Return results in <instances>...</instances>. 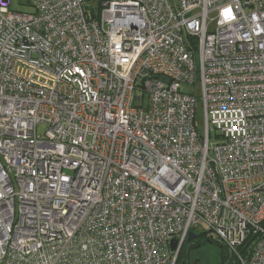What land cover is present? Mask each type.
Segmentation results:
<instances>
[{
  "label": "built area",
  "instance_id": "2783aa9c",
  "mask_svg": "<svg viewBox=\"0 0 264 264\" xmlns=\"http://www.w3.org/2000/svg\"><path fill=\"white\" fill-rule=\"evenodd\" d=\"M25 3L0 0V264H176L197 227L264 264V0Z\"/></svg>",
  "mask_w": 264,
  "mask_h": 264
},
{
  "label": "rangeland",
  "instance_id": "374dc122",
  "mask_svg": "<svg viewBox=\"0 0 264 264\" xmlns=\"http://www.w3.org/2000/svg\"><path fill=\"white\" fill-rule=\"evenodd\" d=\"M27 0H11V8L14 11L18 12H33L34 8L26 4ZM92 5L94 7H98L97 1H91ZM182 89L185 92H192L196 91L197 94L201 93L199 84L191 85V84H183ZM198 124L201 128H203V125L205 124L204 120V110L202 108V103L199 102L198 104ZM45 125L41 126L39 131L40 133H44L45 131ZM215 132L212 133V142H214ZM207 229L205 227H197L195 228L194 233L197 236H200L202 233H206ZM215 239H217L216 235H213ZM190 243L193 245H198V240L195 238L192 242L186 241L185 247H184V253L185 255H190L193 259H200L201 262L207 263H215L220 260V248L213 243H202L199 248H191ZM227 253L230 254L227 250ZM230 262V261H229Z\"/></svg>",
  "mask_w": 264,
  "mask_h": 264
},
{
  "label": "trees",
  "instance_id": "16d2710c",
  "mask_svg": "<svg viewBox=\"0 0 264 264\" xmlns=\"http://www.w3.org/2000/svg\"><path fill=\"white\" fill-rule=\"evenodd\" d=\"M196 239L198 240V245H193L192 243H190L191 248H199V246L202 243L216 244L220 248V260L215 263H211V262L204 263V262H201L200 259H196V258L193 259L189 254L185 255L184 253V247L186 244L185 242L179 253L176 264H232L235 261V256L232 254V251L218 238L215 239L213 237V234L209 232L202 233L200 236H197ZM256 240H257V236L255 234H251L247 238L246 242L240 248V250L242 251L244 255L250 254V252L252 251L255 245ZM227 250L230 254L227 253Z\"/></svg>",
  "mask_w": 264,
  "mask_h": 264
},
{
  "label": "water",
  "instance_id": "95a60500",
  "mask_svg": "<svg viewBox=\"0 0 264 264\" xmlns=\"http://www.w3.org/2000/svg\"><path fill=\"white\" fill-rule=\"evenodd\" d=\"M196 237H197V235H196L193 231H191L190 234H189V237H188L187 241H188V242H191V241H193ZM175 247H176V244H175L174 241H172L171 248L174 250Z\"/></svg>",
  "mask_w": 264,
  "mask_h": 264
}]
</instances>
